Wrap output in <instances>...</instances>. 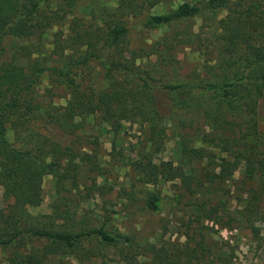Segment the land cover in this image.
Instances as JSON below:
<instances>
[{"label": "trees", "instance_id": "obj_1", "mask_svg": "<svg viewBox=\"0 0 264 264\" xmlns=\"http://www.w3.org/2000/svg\"><path fill=\"white\" fill-rule=\"evenodd\" d=\"M49 1L0 0V188L3 196L12 200L10 210L0 212V247L13 249L9 264H41L43 257L65 253L86 241L119 246L122 251L117 264H229L227 257L209 253L200 231L194 246L188 242L182 245L136 243L130 235L106 227L107 209L100 208V212H96L93 207H83L77 217H74L76 211H72L67 219L72 227L77 225L74 228L41 224L26 209L41 204V183L46 175L55 177L58 188L64 187L66 181L77 184V177L71 175L73 168L79 166L72 163L75 153L68 145L61 147V141L75 126L73 122L79 112L88 106L101 113L111 132L118 131L124 119H138L140 126L146 124L151 131L156 127L163 130L173 118H176V126H187L190 117L185 115L202 111L208 130L202 133L201 140L233 155V160L222 158L217 165L218 171H209L210 174L218 179L232 175L238 168L234 161L238 162L240 158L244 176L261 181L259 189L249 194L248 204L253 205V199L257 197L255 192H264V150L255 141L258 132L256 108L264 95V0H247L243 10L238 9L241 6L239 0L229 9L232 16H228L225 25L226 46L236 57L218 64L215 73L218 79L197 83L190 80L172 82L156 76L120 51L129 31L128 24L133 26L135 17L164 0H117L116 5L104 9L107 19L96 15L88 26L75 32L76 42L83 51L76 57L78 48L72 47L74 53L66 54L61 65L47 66L25 53L18 57L17 54L26 47L15 44L17 40L30 38L42 23L49 26L53 14L62 18L68 10L64 8L76 3V0H56V8L50 15L42 16V9ZM224 7H227L226 0H183L169 11L145 13L141 26L169 24ZM8 41L12 47L16 46L15 53L5 58ZM91 62L102 68L106 82V88L97 93L94 102L82 99L73 75V68ZM45 72L57 83L72 88V99L63 108L61 119L50 116L44 121L45 129L56 139L38 133L35 139L28 135L20 145H15L8 131L23 126L36 116L38 105L31 102L28 94ZM181 151L186 162L203 157L202 149L185 142ZM85 162L87 170L94 173L88 189L101 190L103 186L97 185L96 181L100 166L91 158H86ZM135 166L139 170V180L145 183L178 178L190 194L200 191L203 186L202 176L193 168L185 169L171 160L140 159ZM121 199L118 211L111 212L131 215L160 208L157 191L138 196L131 186ZM91 200L88 196L84 202L95 205ZM65 210L60 203L55 202L52 206L56 217ZM251 228L255 229L253 225ZM33 238L45 242L40 252L25 251V240ZM99 256L101 264H108L104 255Z\"/></svg>", "mask_w": 264, "mask_h": 264}, {"label": "rangeland", "instance_id": "obj_2", "mask_svg": "<svg viewBox=\"0 0 264 264\" xmlns=\"http://www.w3.org/2000/svg\"><path fill=\"white\" fill-rule=\"evenodd\" d=\"M181 1L164 0L135 17L133 26L128 24L129 31L120 45V51L156 76L172 82L216 80L218 64L227 59L233 61L236 57L235 53L231 55L227 50L225 25L228 16H232L229 9L239 0H226L227 7L177 22L155 27L141 26L145 13L166 12ZM49 2L42 9V16L50 15L56 8V0ZM246 2L240 0L238 9H245ZM116 3L117 0H76L74 5L64 8L68 10H65L67 12L62 18L53 14L49 26L42 23L30 38L14 41L26 47L16 53L17 56L25 53L47 66L61 65L64 56L74 53L72 47H76L78 49L74 55L78 57L83 49L76 42L75 32L88 26L96 15L107 19L104 9ZM7 43L3 57L10 58L16 46L12 47L11 41ZM22 62L26 63L25 60ZM73 75L81 95L77 94L86 101L94 102L97 93L106 88L103 70L95 62L73 68ZM72 96L71 87L57 83L49 73L41 74L28 94L31 102L38 105L36 116L23 126L9 129L10 140L20 145L22 139L28 135L35 139L38 133L56 139L47 132L44 121L50 116L61 119V112ZM79 113L73 122L75 126L61 141V147L68 145L75 153L72 163L79 166L73 168L71 175L75 174L77 184L66 181L64 187L58 188L54 176L46 175L43 178L41 204L26 209L39 223L54 228H74L77 225L72 227L67 219L72 211H76L74 217H77L83 207H93L96 212L103 208L109 211L106 227L113 232L130 235L136 243L148 241L182 245L188 242L194 246L200 231L211 255L225 256L229 264H264V192H255L257 197L253 199L254 204H248L249 194L259 189L261 181L244 176L240 158L238 162L234 161L238 168L232 175L218 179L210 174L209 171H218L217 165L222 158L233 160V155L201 140L202 133L208 130L202 111L188 112L185 115L190 117L187 126H176V118H173L163 130L156 127L151 131L146 124L140 126L138 119H124L115 132H111L101 113L92 107L88 106ZM256 119V145L264 150V95L258 101ZM67 123L70 124L69 121ZM184 142L202 149L203 157L186 162L181 151ZM86 158H91L100 166L96 181L97 185L103 187L99 191L95 187L88 189L94 173L87 170ZM140 159L153 162L171 160L185 169L193 168L202 176L203 186L200 191L190 194L178 178L160 179L155 183L140 181L139 170L135 166ZM131 186L138 196L147 191H157L160 195L159 210L134 212L131 215L111 212L118 211L124 191ZM88 196L95 205L84 202ZM55 202L66 209L60 217L52 213ZM11 203L12 200L5 198L0 188V212L7 213ZM26 241L25 251L40 252L45 243L34 238ZM121 251L119 246H103L86 241L65 253L43 257L41 264H101L99 254L104 255L108 264H117ZM12 255L11 247H0V264H9Z\"/></svg>", "mask_w": 264, "mask_h": 264}]
</instances>
